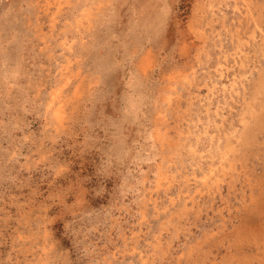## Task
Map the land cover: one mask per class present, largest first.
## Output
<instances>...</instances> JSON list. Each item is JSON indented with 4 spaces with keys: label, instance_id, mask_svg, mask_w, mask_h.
I'll return each instance as SVG.
<instances>
[{
    "label": "rangeland",
    "instance_id": "rangeland-1",
    "mask_svg": "<svg viewBox=\"0 0 264 264\" xmlns=\"http://www.w3.org/2000/svg\"><path fill=\"white\" fill-rule=\"evenodd\" d=\"M0 264H264V0H0Z\"/></svg>",
    "mask_w": 264,
    "mask_h": 264
}]
</instances>
